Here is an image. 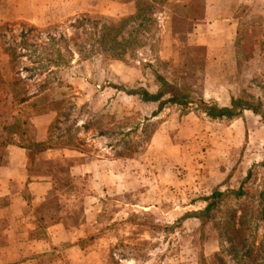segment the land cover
Masks as SVG:
<instances>
[{
	"label": "rangeland",
	"instance_id": "374dc122",
	"mask_svg": "<svg viewBox=\"0 0 264 264\" xmlns=\"http://www.w3.org/2000/svg\"><path fill=\"white\" fill-rule=\"evenodd\" d=\"M97 2L88 0L87 10L78 13H74L71 0L39 2L49 9L46 13L38 9L39 3H32L30 13L57 18L45 25L26 21L40 29L33 41L45 42V28L63 31L78 15H103L101 7L95 6ZM241 5L244 9L254 6L258 13L264 11V0H243ZM13 12L11 1L0 0V33L5 34V38L0 35V52L3 41L20 31V25H9L22 21L11 18ZM258 13L250 24L257 35L264 31V15ZM54 26L58 28L54 30ZM10 28L13 32L8 31ZM242 34L237 36L240 59L254 52L252 58L262 59L263 64L254 66L251 77L226 75L230 78L223 84L235 88L220 87L223 78L213 65L206 68V73L214 80L203 87L206 73L202 47L187 46L175 52L174 60L160 59L163 39L158 32L153 50L147 53L138 51L124 60L97 55L79 60L75 55L68 67L57 70L59 77H46V72L31 77L29 91H35L44 80L51 82L47 88L51 100L44 109L60 107L55 101L70 96L75 103L70 118L76 117L77 122L70 132L77 142L75 149L70 156H64L63 149L55 152L54 167L47 172L56 184L50 204L75 226H70L69 241L20 264H234L229 255H217L220 243L236 244L235 229L244 234L254 232L258 239L262 236L263 227L258 223L262 207L259 193L264 189V118L247 114L236 122L211 120L193 106L182 108L170 103L154 114L159 102H145L117 88L154 92L162 77L189 90L191 97L215 98L220 105L241 97L264 114V40L253 38V46L245 41L247 52L243 54ZM7 67L1 69L3 77L13 79L14 69ZM21 74L28 75L24 71ZM60 95L63 97L52 100ZM91 115L99 123L86 130L81 124ZM110 118L122 121L119 131L125 141L137 144L133 156H117L124 148V144H117L120 136L100 134L111 127ZM65 139L58 143L63 144ZM84 160L93 161V172L72 175L70 166ZM33 165L40 171L41 163ZM247 172L250 177L243 183L241 197L225 193L208 213L197 216L206 205L205 197L216 189L239 187Z\"/></svg>",
	"mask_w": 264,
	"mask_h": 264
},
{
	"label": "crops",
	"instance_id": "0c3cea01",
	"mask_svg": "<svg viewBox=\"0 0 264 264\" xmlns=\"http://www.w3.org/2000/svg\"><path fill=\"white\" fill-rule=\"evenodd\" d=\"M9 1L13 3L14 10L11 18L45 25L57 18L55 15L45 16L42 13L43 16L40 17L30 13L31 4L62 3L66 0ZM71 1L74 2V13L83 12L90 6L87 4L88 0ZM242 1L166 0L158 7L155 14L158 34L163 39L159 58L174 60L178 49L187 46L202 47L205 73L206 68L213 65L219 68L223 78V80L220 79V87L235 88L232 85L223 84V81L230 78L226 75L251 77V73L253 74L255 70L254 66L263 64L262 59L252 58L256 55L254 52L251 56H245L244 59L239 57L237 36H241L242 32L240 46L243 54L247 52L244 49L245 41L253 46L255 40L253 38L260 37L264 40V31L258 35L254 34L250 25L259 11H256L254 6L244 9L243 5L240 6ZM85 3L87 5H84ZM95 6L101 7L99 12L105 16H129L136 11V0H98ZM59 7L62 9V6ZM38 9L44 10V13L49 10L47 6L42 7L40 3ZM262 12L258 14L264 15V11ZM7 59V55L0 52V70L2 67L8 68ZM1 71L0 264H20L54 250L60 242L70 240L68 238L70 226H75V222H70L72 225L67 223L66 219L69 218L63 217L56 205L50 204L56 192V184L47 172L54 167L55 152L63 149L64 156H70L72 150L48 148L46 145L49 125L56 117L54 108H43L51 100L48 99V89L25 102L18 103L9 89L12 77L9 75L3 77V70ZM209 76L206 73L203 78V87L208 86L210 80H214ZM62 97L63 95L55 96L52 100ZM247 114L255 115L251 110H244L243 116ZM236 119L234 122L237 121ZM40 159L50 160V163H44ZM36 162L42 164L40 171L34 170L33 164ZM244 163L247 164V162ZM92 164V160H84L70 166V172L72 175L90 174L93 172Z\"/></svg>",
	"mask_w": 264,
	"mask_h": 264
},
{
	"label": "trees",
	"instance_id": "16d2710c",
	"mask_svg": "<svg viewBox=\"0 0 264 264\" xmlns=\"http://www.w3.org/2000/svg\"><path fill=\"white\" fill-rule=\"evenodd\" d=\"M166 0H136V11L129 16L109 17L104 15L93 16L87 13L72 18L65 30L54 32L52 28H45V42H34L37 33L40 31L36 26L19 21L9 24L20 25V31L12 34V40H4L1 52L7 55L8 62L14 69V78L9 83V89L15 101L22 103L34 95L41 93L50 87V80H44L37 85L35 91H29L28 81L31 77H40L43 73H48L46 77H59L57 70H62L69 66L73 58L85 60L97 55L103 59L124 60L127 57L135 56L138 51L147 53L153 50V41L158 32L156 11ZM58 26H54V30ZM10 28L8 31L13 32ZM42 31V30H41ZM5 38L4 33H0ZM24 59V60H23ZM22 71L27 72V76H22ZM59 86L62 84L58 83ZM70 87V84H66ZM119 90L129 95H137L145 102H159L156 114L165 103L178 105L182 108L193 106L195 110L203 113L211 120H232L243 115L244 110H251L264 118V114L256 105L241 97L231 98L228 105H220L215 99H205L200 95L190 96L189 90H184L171 84L164 78L159 77V86L154 92L145 88L127 89L118 86ZM60 107H53L56 110V117L49 125L47 142L48 148L75 149L77 143L70 133L76 125L74 115L75 103L71 101V96L65 101H55ZM81 110V109H80ZM110 118L109 120H111ZM69 123L68 125H63ZM111 127L100 134L120 136L121 122L111 120ZM99 119L95 115L87 117L81 124L84 129L96 128ZM76 128H79L76 126ZM65 137L66 141L59 144V140ZM123 136L117 141L118 145L124 148L117 154L118 157H131L137 151V144L130 140H124ZM120 143V144H119ZM250 177L247 172L245 179L239 187L221 191L216 189L205 197L206 205L197 216L208 213L219 200H222L225 193H230L238 198L244 194L243 183ZM259 197L262 200L260 209L259 226L263 227L262 236L258 239L254 232L244 234L235 229L236 244L220 243L221 250L217 255L224 253L229 255L234 264H264V189L260 191ZM239 233V234H238Z\"/></svg>",
	"mask_w": 264,
	"mask_h": 264
}]
</instances>
